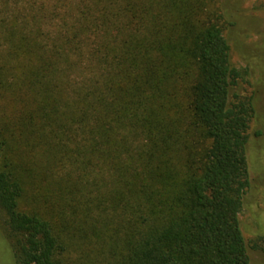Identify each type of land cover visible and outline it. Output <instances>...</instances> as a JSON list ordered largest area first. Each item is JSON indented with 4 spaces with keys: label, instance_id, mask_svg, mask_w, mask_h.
Returning <instances> with one entry per match:
<instances>
[{
    "label": "trees",
    "instance_id": "1",
    "mask_svg": "<svg viewBox=\"0 0 264 264\" xmlns=\"http://www.w3.org/2000/svg\"><path fill=\"white\" fill-rule=\"evenodd\" d=\"M224 2L3 0L21 70L5 83L0 67L17 264H251L255 98L237 91Z\"/></svg>",
    "mask_w": 264,
    "mask_h": 264
},
{
    "label": "rangeland",
    "instance_id": "2",
    "mask_svg": "<svg viewBox=\"0 0 264 264\" xmlns=\"http://www.w3.org/2000/svg\"><path fill=\"white\" fill-rule=\"evenodd\" d=\"M224 3L234 24L226 33L232 49V61L242 72L237 91L254 96L256 111L247 148L251 185L244 197L240 223L251 264H264V251L255 248L264 237V0H225ZM2 4L3 0H0V67L5 73V83L15 84L21 77V70L17 62L8 58V45L3 40L1 27L3 20L9 19L10 15ZM4 89L10 92L14 88L10 91ZM4 220L0 210V264H17L5 233Z\"/></svg>",
    "mask_w": 264,
    "mask_h": 264
}]
</instances>
